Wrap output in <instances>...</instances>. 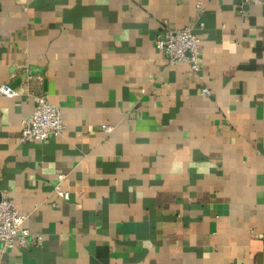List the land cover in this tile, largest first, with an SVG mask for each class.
<instances>
[{
    "label": "crops",
    "instance_id": "0c3cea01",
    "mask_svg": "<svg viewBox=\"0 0 264 264\" xmlns=\"http://www.w3.org/2000/svg\"><path fill=\"white\" fill-rule=\"evenodd\" d=\"M239 8L0 0V84L18 92L0 96V196L42 236L0 264H264V4ZM199 22L200 70L167 65L156 35ZM35 96L65 131L20 143Z\"/></svg>",
    "mask_w": 264,
    "mask_h": 264
},
{
    "label": "built area",
    "instance_id": "2783aa9c",
    "mask_svg": "<svg viewBox=\"0 0 264 264\" xmlns=\"http://www.w3.org/2000/svg\"><path fill=\"white\" fill-rule=\"evenodd\" d=\"M264 4V0H239V10L243 12L245 4ZM198 9H202L198 5ZM196 28L202 29L203 24H187L180 28L165 27L155 38V45L160 50L167 65L176 63H186L193 72L201 68V37L196 33ZM204 94H209L207 88L201 90ZM18 95L16 89L9 84H0V96L12 97ZM34 108L27 118L25 125L21 129L18 141L20 143L44 141L53 136H59L65 131V124L61 117L60 108L48 101L43 96H35ZM104 133L112 132L113 126L102 124ZM65 174L57 175V183L54 191L63 200H68L69 192L62 189L61 182L65 179ZM27 214L19 212L10 198L0 199V245L6 248H13L16 239L19 246H25L29 242L42 240L40 234H33L24 227Z\"/></svg>",
    "mask_w": 264,
    "mask_h": 264
},
{
    "label": "water",
    "instance_id": "95a60500",
    "mask_svg": "<svg viewBox=\"0 0 264 264\" xmlns=\"http://www.w3.org/2000/svg\"><path fill=\"white\" fill-rule=\"evenodd\" d=\"M0 199H1V196H0Z\"/></svg>",
    "mask_w": 264,
    "mask_h": 264
}]
</instances>
